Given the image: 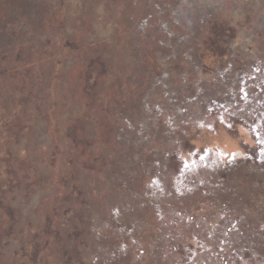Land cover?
Instances as JSON below:
<instances>
[{
  "label": "rangeland",
  "instance_id": "374dc122",
  "mask_svg": "<svg viewBox=\"0 0 264 264\" xmlns=\"http://www.w3.org/2000/svg\"><path fill=\"white\" fill-rule=\"evenodd\" d=\"M0 264H264V0H0Z\"/></svg>",
  "mask_w": 264,
  "mask_h": 264
}]
</instances>
